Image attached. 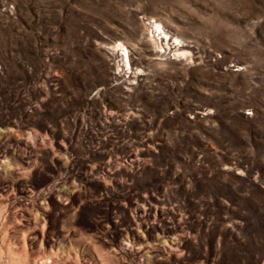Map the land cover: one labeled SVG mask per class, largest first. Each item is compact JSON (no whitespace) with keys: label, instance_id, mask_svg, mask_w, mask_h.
Listing matches in <instances>:
<instances>
[{"label":"rangeland","instance_id":"374dc122","mask_svg":"<svg viewBox=\"0 0 264 264\" xmlns=\"http://www.w3.org/2000/svg\"><path fill=\"white\" fill-rule=\"evenodd\" d=\"M0 253L264 264V0H0Z\"/></svg>","mask_w":264,"mask_h":264},{"label":"bare ground","instance_id":"6f19581e","mask_svg":"<svg viewBox=\"0 0 264 264\" xmlns=\"http://www.w3.org/2000/svg\"><path fill=\"white\" fill-rule=\"evenodd\" d=\"M153 26L154 27H156V31H159V37L157 38L158 39V42L160 43L161 42V44L163 45V42L164 43H167V44H169L170 43V39L172 38V35H170V33L169 32H167L166 31V29L164 28V26L160 23V22H158V21H154V23H153ZM176 41H179L180 39L177 37V36H175V37H173ZM174 45H175V47L174 48H172V50H173V55L175 56V57H180V56H183V55H187L186 54V51H184V50H182L181 49V47H176V43L177 42H175V41H173L172 42ZM172 45V44H171ZM118 48H120V49H124L125 50V48H124V45L122 44V43H119L118 44ZM127 54V53H126ZM122 55V57L121 58H119V64L120 63H122V64H129L130 63V58H129V55L127 54V58H126V60H125V56L123 57V53H121L120 54V56ZM1 254V253H0Z\"/></svg>","mask_w":264,"mask_h":264}]
</instances>
